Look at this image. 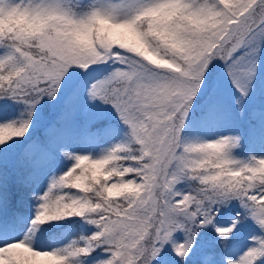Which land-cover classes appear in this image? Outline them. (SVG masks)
<instances>
[{
	"label": "snow or ice",
	"instance_id": "snow-or-ice-1",
	"mask_svg": "<svg viewBox=\"0 0 264 264\" xmlns=\"http://www.w3.org/2000/svg\"><path fill=\"white\" fill-rule=\"evenodd\" d=\"M0 264H264V0H0Z\"/></svg>",
	"mask_w": 264,
	"mask_h": 264
}]
</instances>
